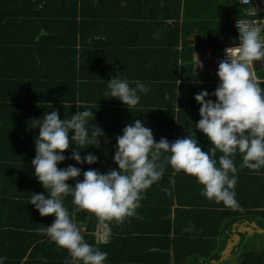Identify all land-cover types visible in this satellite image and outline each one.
Here are the masks:
<instances>
[{
  "label": "trees",
  "instance_id": "16d2710c",
  "mask_svg": "<svg viewBox=\"0 0 264 264\" xmlns=\"http://www.w3.org/2000/svg\"><path fill=\"white\" fill-rule=\"evenodd\" d=\"M168 3L0 0V100L5 101L0 103V257L5 258L4 264H68L71 260L67 250L55 246L42 230L51 225L54 217H41L29 204L31 194L43 193L47 197L31 165L34 140L39 134L34 122L45 112L56 110L58 118L63 119L87 108L93 111V120L90 118L87 126L89 133L94 123L104 133L98 137V145L93 142L80 148L81 157L89 152L97 157L95 164H77L70 159L72 151L77 150L74 145L70 144L63 153L65 160L57 167L80 168L81 176L76 180H82L83 172L90 168L101 174L117 168L113 161L116 137L126 124L137 119L151 129L155 141L163 137L173 142L194 132L202 151L211 147L196 129L200 117L194 96L206 90L215 101L211 93L219 81L210 82L207 74L194 71L191 42L187 39L195 30L201 34L207 30L217 33L229 24L231 17H245L246 6L232 0L230 12V5L224 0L223 7H216L218 13L224 11L216 19L211 10H204L197 2ZM154 25L163 28L159 37L164 29L168 33L159 38L156 48L162 50L157 55L161 61L152 67L147 56L139 60L140 53L133 48L140 49L148 44L145 41L153 40L147 37L149 30L144 27L152 29ZM131 59V64L142 68L136 74L143 73L148 91L140 94L139 103L129 110L106 95V83L115 76L124 79L122 70ZM131 72L126 73V79L134 77ZM261 72H256V76L264 79V70ZM151 76L161 83L149 85L146 78ZM22 82L28 87L18 90L17 84ZM259 82L264 88V81ZM39 88L46 90L39 93L40 99L50 104L32 112L37 117L25 119L18 132L8 131L9 110L16 116L22 106L17 101L30 100V92L36 95ZM22 138L25 141L19 143ZM219 155L217 151L215 156ZM165 156L162 153L158 161L163 174L144 190L136 215L125 217L120 223L106 222L111 233L107 243L94 242L95 217L83 210L76 213L77 225L85 229V242L107 253L105 264H210L218 260L238 226L255 223L264 230V168L260 174H253L240 167L239 153L232 157L237 167L234 191L239 204L233 210L205 199L196 179L182 172L174 174ZM76 180L66 183L74 186ZM63 204L70 213L75 207L70 194L64 197ZM252 231L238 233L239 240L230 253L235 264H264V233ZM136 248L140 255L127 257L126 253Z\"/></svg>",
  "mask_w": 264,
  "mask_h": 264
},
{
  "label": "clouds",
  "instance_id": "9594fccd",
  "mask_svg": "<svg viewBox=\"0 0 264 264\" xmlns=\"http://www.w3.org/2000/svg\"><path fill=\"white\" fill-rule=\"evenodd\" d=\"M236 27L239 45L225 49L218 65L219 83L211 93L215 101L206 90L194 96L200 117L195 126L211 144L207 151H202L194 132L173 142L163 137L155 141L151 129L137 119L126 124L116 137L113 161L117 168L103 174L90 168L83 172L82 180H76L81 176L80 168L57 165L65 160L63 153L70 144L77 150L69 158L77 164L97 162L93 153L81 157L80 151L93 142L98 145V137L104 136L95 123L89 133L87 126L90 118L93 120V111L85 108L60 119L57 111L51 110L34 122L39 134L34 140L31 165L47 197L43 193L31 194L29 204L41 217H54L51 225L42 230L55 246L67 250L71 257L68 264H105L107 253L85 242L84 231L75 221L76 213L83 210L95 217L98 229H102L97 233L98 240L107 243L111 233L106 222L120 223L136 215L144 190L161 178L163 166L158 161L162 153L174 174L182 172L196 179L205 199L233 210L239 208L234 191L237 167L232 157L239 153L240 167L253 174H260L264 168V88L253 68L254 61L264 60V34L251 23L238 21ZM193 63L202 67L197 55ZM106 84V95L129 110L139 103L140 94L148 91L138 80L131 82L135 85L132 87L128 79L117 76ZM217 151L221 153L218 158ZM69 179L76 180L74 186L66 183ZM69 194L75 206L71 213L63 204ZM4 259L0 257V264Z\"/></svg>",
  "mask_w": 264,
  "mask_h": 264
},
{
  "label": "crops",
  "instance_id": "0c3cea01",
  "mask_svg": "<svg viewBox=\"0 0 264 264\" xmlns=\"http://www.w3.org/2000/svg\"><path fill=\"white\" fill-rule=\"evenodd\" d=\"M181 1H183V0H181ZM190 1H192L193 4H195V2L199 3L200 7L204 8V10H211L210 14L214 15L215 18L218 17V15L220 13L224 12V11L219 10V13H218V10H217V8L219 6H222V7L224 6V0H190ZM227 1H228V4L230 5V9H231L232 0H227ZM166 2L169 5L168 0H166ZM238 3L240 4V2H238ZM194 8H197V6H195ZM201 11H202V9H201ZM196 12H199V10H197ZM180 20H181V18H180ZM229 27H230V22L227 26L220 27L219 31L217 33H214V34L209 33L208 30L205 31L204 34H201L199 30H195L190 35V36H193L196 31L199 32V35L197 37L194 36V41H191L189 39L190 36L187 39L188 41L191 42L190 48L192 49V61H193L194 57L197 55L199 61L202 64V67H195L194 63H193V67H195L194 71L204 72L205 74H207V76L209 77L208 79H210V82H214V78L209 75L208 69L210 68L211 58L219 51V49L216 48V49L210 50V49H206V48H195L193 45L196 41H200L201 43H203L208 35L214 36L215 34H217V35L219 34V36H220L221 30H223V29L227 30ZM144 28H147V30H149V33L146 32L148 34L147 37H150L153 40L145 41V43L148 42L147 45L144 44L143 47H141L140 49L133 48L134 49L133 51L140 53V56L138 57L139 60H142L143 57L147 56L146 61L148 62V64H150L151 66L153 63L156 65H159L158 61H161V58L157 57V55H159L162 52V50L159 48H156V46H159V43H160L159 38L164 37L166 35V33H168V31L164 29L163 34L159 37L160 33H162V30H163V28L159 27V25H154L152 29L150 26H147ZM262 34H264V30L262 31ZM150 55H153V57L149 58L148 56H150ZM131 63H133L132 59L130 60L129 65H127L122 70V71H124L123 77L126 78L127 77V76H125L126 73H132L131 72V70H132L134 77L129 79V82L131 83V81H137L138 80L141 83H144V78H142L143 73H141L140 75L136 74V72L141 71L142 68L138 65L131 64ZM148 64H146L145 66H148ZM136 66H138V67H136ZM126 70H128V71H126ZM263 70H264V68L259 70V71H256V72H261ZM263 74H264V72H263ZM263 74H261V75H263ZM146 80H149V85H158L161 83L155 76H151V78H146ZM260 80L264 81V79H260L258 77V81H260ZM17 87H18V90H25L28 87V85L22 82L20 85L17 84ZM150 88H151V86H150ZM45 92H46L45 88H39V92H37L36 95L34 94V92H30L31 97H28V99H30V100H27L23 103L17 101V103H20L22 106H21L20 110L17 112L16 116H14V113L9 110L7 117L11 118V119L8 121V123H9L8 128H7L8 131L10 130L12 132L13 130L17 129V132H18V130H20L19 127L21 126L22 123L25 122V119H28V118L35 119L37 117V115L31 114L32 112H37V110H40V109L41 110L46 109L44 104H50V102L45 101V100H41L39 97V93L44 94ZM150 98H151V100L154 99L152 97H150ZM2 102H5V101L0 100V103H2ZM14 110L17 111L16 109H14ZM31 124H33V123H31ZM33 127H34V124H33ZM24 141L25 140L22 138L19 140V143H22ZM241 226H245V225H241ZM241 226H238L237 228H239ZM78 227L81 228L83 226L78 225ZM237 228H236V230H237ZM251 232H253V231H251ZM251 232H249V234ZM232 238H234V236H232ZM235 242H237V240H235ZM96 244L97 245H103V244H98V243H96ZM129 252H131V253L130 254L126 253L127 257L137 258L140 255V250H138V248H136L134 251L129 250ZM170 264H173V263L171 262ZM233 264H235V263L233 262Z\"/></svg>",
  "mask_w": 264,
  "mask_h": 264
},
{
  "label": "water",
  "instance_id": "95a60500",
  "mask_svg": "<svg viewBox=\"0 0 264 264\" xmlns=\"http://www.w3.org/2000/svg\"><path fill=\"white\" fill-rule=\"evenodd\" d=\"M233 10V6L231 5V9L230 12H232ZM199 32L196 31L195 34L193 36H190L189 39L191 41H194V36H198ZM200 41H196L194 43V47L195 48H206V49H222L225 46H233V45H239V33L232 27V25H230V27L225 30H221L220 32V36L219 34H215L214 36L208 35L205 39V41L203 43H199ZM253 68L255 71H259L261 69L264 68V60L262 61H254L253 62ZM252 229H256L257 233H264L263 229L258 228L255 223H249V225L246 226H241L239 228H237L236 233H234L232 236H234V238H230L224 249L221 251L220 253V257L218 258V260H212L210 261V264H219V262L226 260L227 258H229L230 253L234 247V245L236 244L235 240H239V234L240 232L243 231H247L248 233L252 231Z\"/></svg>",
  "mask_w": 264,
  "mask_h": 264
},
{
  "label": "built area",
  "instance_id": "2783aa9c",
  "mask_svg": "<svg viewBox=\"0 0 264 264\" xmlns=\"http://www.w3.org/2000/svg\"><path fill=\"white\" fill-rule=\"evenodd\" d=\"M261 1L262 0H239L240 4L246 6V10L244 12L245 17H240V18H234L231 21L232 27L238 32L237 30V22L242 21L245 23H251L252 25L260 28L262 31L264 30V19H260L258 15L264 14V10L262 9L261 6ZM238 45H233V46H225L222 49H220L212 58H211V64L210 68L208 69V73L210 76L214 78V81H218V77L216 75L217 70H218V65L221 60L224 59L225 55V49L231 48V47H236ZM107 224V223H106ZM108 227V225H107ZM81 232L84 231V228H80ZM109 229V227H108ZM102 229H98L97 224L94 227V230L92 232L93 239L95 243L98 244H104L103 242H100L97 237V233L101 231Z\"/></svg>",
  "mask_w": 264,
  "mask_h": 264
},
{
  "label": "rangeland",
  "instance_id": "374dc122",
  "mask_svg": "<svg viewBox=\"0 0 264 264\" xmlns=\"http://www.w3.org/2000/svg\"><path fill=\"white\" fill-rule=\"evenodd\" d=\"M261 6H262V9L264 10V0L261 1ZM258 17L260 19H264V14L258 15ZM232 19H234V17H231V19L229 21L230 22V25H231ZM257 76H259V75L257 74ZM250 234H252V232ZM233 262H234L233 259L227 258L226 260H223V261L219 262V264H230V263L233 264Z\"/></svg>",
  "mask_w": 264,
  "mask_h": 264
},
{
  "label": "flooded vegetation",
  "instance_id": "af4514ba",
  "mask_svg": "<svg viewBox=\"0 0 264 264\" xmlns=\"http://www.w3.org/2000/svg\"><path fill=\"white\" fill-rule=\"evenodd\" d=\"M245 232H247V231H245ZM248 233V232H247ZM230 259L232 258V256L231 257H229ZM233 259V258H232ZM235 263V262H234ZM231 264V263H230Z\"/></svg>",
  "mask_w": 264,
  "mask_h": 264
}]
</instances>
